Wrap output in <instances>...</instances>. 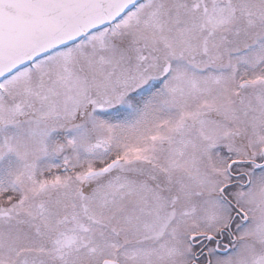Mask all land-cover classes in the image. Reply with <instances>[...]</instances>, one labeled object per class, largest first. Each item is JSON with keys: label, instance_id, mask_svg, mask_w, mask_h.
Segmentation results:
<instances>
[{"label": "snow or ice", "instance_id": "1", "mask_svg": "<svg viewBox=\"0 0 264 264\" xmlns=\"http://www.w3.org/2000/svg\"><path fill=\"white\" fill-rule=\"evenodd\" d=\"M0 264H264V0H0Z\"/></svg>", "mask_w": 264, "mask_h": 264}]
</instances>
